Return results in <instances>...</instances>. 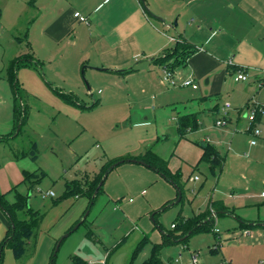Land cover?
Wrapping results in <instances>:
<instances>
[{
  "label": "rangeland",
  "instance_id": "374dc122",
  "mask_svg": "<svg viewBox=\"0 0 264 264\" xmlns=\"http://www.w3.org/2000/svg\"><path fill=\"white\" fill-rule=\"evenodd\" d=\"M37 14L38 9L29 5V0H0V135L12 136L18 131L14 127L15 93L8 69L11 60L22 56L17 54L28 52L29 40L30 45H35L36 41H31L29 37L26 42L24 38L18 40L17 36L25 34L28 20ZM36 18L38 15L30 24L36 21L34 27L39 23L44 25L43 17ZM51 19L47 14L45 23ZM68 42H71L69 37L43 47L37 44L34 46L37 51L32 55L34 63L21 66L17 71L18 91L28 116L21 125L19 135L0 142V166H5L6 159H13L15 152L28 149L35 143L38 157L36 160L30 158L31 165L43 169L46 175L29 192L28 198V206L41 213L39 228L27 240L21 258L17 257L14 249L6 246L0 264H75L73 256H80L89 264H128L136 247L146 236L148 239L133 260V264H143L151 254L153 241L160 239L161 231L156 220L162 229L173 230V222L204 212L214 199L223 200L235 210L237 220L226 214H212L214 227L195 232L186 243L163 246L162 260L169 264H192V256L197 254V264H261L264 260V230L258 226L250 228L254 234L263 233L262 237L251 239L241 235L239 227L241 222L253 223L264 218V163L257 161L248 166L249 161L258 160V157L251 152L249 156L245 154L244 141L249 138L247 126L243 128L235 122L228 121L227 126L216 124L225 129L218 132L217 138L221 141L215 144L226 159L222 171L211 172L204 160L196 167L182 163L177 177L180 194L176 189L178 194L169 206L147 213L141 221H135L125 213L128 210L132 214L133 205L126 206V203L130 198L134 200L140 192L131 190V187L121 195L122 201L99 194L91 208H88L90 199L87 195H72L57 204L53 203V199L63 194L67 182L93 178L108 161L106 152L111 155L123 152L132 141L138 140V133L128 131L131 111L122 104V95L129 91L128 87L141 89L145 82H140L138 76L126 78L103 72H93L91 76L90 70L85 68L87 63L74 76L67 66L80 64L78 50L68 48ZM70 85L75 86L72 94L69 92L72 90ZM70 95L74 97L72 102ZM76 101L88 107L79 106ZM243 113L247 118L248 111ZM176 114L170 115L173 116L168 127L170 142L156 146V150L166 155L168 145H175L176 121L173 118ZM211 120L212 114L206 113L202 117L204 127L189 137L193 140L204 138L205 132L212 129L209 125ZM233 132L237 133L234 141L231 140ZM195 176L200 180L191 179ZM18 182L13 180L12 186ZM18 188L23 194L27 191L24 184ZM47 191H53L54 195L43 197ZM7 197L9 202L14 201L13 192ZM155 211L159 212L154 217ZM18 216L28 218L26 212H19ZM81 220L84 221L56 251L63 235ZM147 226L148 229L144 228ZM6 228L7 224L0 216V241L6 236ZM215 228L220 229L219 236L215 235Z\"/></svg>",
  "mask_w": 264,
  "mask_h": 264
},
{
  "label": "crops",
  "instance_id": "0c3cea01",
  "mask_svg": "<svg viewBox=\"0 0 264 264\" xmlns=\"http://www.w3.org/2000/svg\"><path fill=\"white\" fill-rule=\"evenodd\" d=\"M29 5L38 9L36 19L43 17L44 25L39 23L34 27L36 21L33 25L30 24L37 15L28 20L29 25L25 33L27 38L36 42L35 45H30L29 40L28 52L17 56L27 53L34 55L37 51L34 46L37 44L43 47L69 37L71 42H68V48L78 50L80 63L78 66L67 64L70 68L68 70H71L74 76H77L78 69L87 63L85 68L90 70L91 76L93 72H103L126 78L138 76L140 82L145 80L141 89L133 90L128 87L129 91L122 95V104L131 111L128 131L138 133L139 136L138 140L132 141L123 152L113 155L106 152L108 160L126 161L110 171L102 192L111 200L122 201L121 195L125 190H130L129 187L131 190L140 191L134 200L130 198L126 203V206L133 205L132 214L128 210L125 213L135 221H141L147 213L170 203L176 198L179 190L160 172L132 159L139 160L138 158L151 148L167 161L171 173L177 174L182 163L196 167V164L202 161V144H210L218 149L224 158V165L225 156L215 145L221 141L217 138L218 132L225 130L216 125L221 106L225 101H231L233 109L230 111L229 122H235L243 128H248L249 125L248 115L245 118L244 111L247 110L249 114L254 104L264 108V0H29ZM148 9L158 17L153 16ZM76 12L85 16L86 20L82 21L75 16ZM47 14L52 19L45 23ZM17 38L20 40L23 37L20 35ZM179 42L194 50L185 64L175 69L178 84L171 85L164 81L165 65L159 59L156 60V57L171 53ZM240 68L246 70L248 80H236V72ZM188 77L193 79V83L182 85V81ZM70 87L72 90L69 92L72 94L75 86ZM77 104L88 107L80 102ZM134 111L135 119L132 115ZM175 112V145H168L166 155L160 152L161 150H156V146L170 142L169 120L173 117L170 115ZM206 113L212 114L209 123L212 129L205 132L204 138L193 140L189 135H194L195 131L204 127L202 117ZM186 116L196 117L197 128L191 130L186 126L183 128L185 132L182 131L181 127L185 126L180 118L186 120ZM255 125L261 130L257 143H250L253 135L246 130L249 138L244 141V149L247 156L251 152L258 160L249 161L248 166L257 161L264 163L263 114L257 118ZM235 134L237 133L233 132V141L237 137ZM16 153L18 152L14 153L13 159H6L5 166H0V193L6 195L13 192L14 187L19 190L18 186L24 184L23 171L43 170L32 166L29 156L21 157ZM204 161H207L211 169L209 160ZM223 165L221 168L211 169V172H221ZM13 180L19 182L12 186ZM199 180L200 178L194 181ZM232 195L235 199V195ZM213 201L222 202L226 210L220 213L213 210L212 214H226L237 220L235 210L228 207L223 200ZM0 216L7 224V232V219L4 213ZM173 224L174 222L171 224L172 229ZM253 226L264 230V218H259L253 223L241 222L240 234L251 239L262 237V231L256 234L250 231ZM144 228L148 229L149 226ZM159 230L160 239L153 243H161L163 233L171 231L160 228ZM187 235L188 233L181 240ZM261 264H264V260Z\"/></svg>",
  "mask_w": 264,
  "mask_h": 264
},
{
  "label": "trees",
  "instance_id": "16d2710c",
  "mask_svg": "<svg viewBox=\"0 0 264 264\" xmlns=\"http://www.w3.org/2000/svg\"><path fill=\"white\" fill-rule=\"evenodd\" d=\"M22 37L26 39V42H28L27 33H25ZM193 50L194 49L190 48L188 45H184V43L179 42L178 46L175 47L174 51L166 54L165 56L156 57V60L159 59L160 62L165 65V67L175 71L177 67L185 64L186 59L191 55V52ZM32 63H34L33 57L30 53H27L19 57L18 59L11 60L9 64V69H8L9 81L13 86L15 93L14 106H13L14 127L15 130L19 128V130L15 132L16 134L14 133L15 135L13 134L12 136H17L20 134V131L22 130L21 125L28 116L27 108L22 105L21 95L18 91L19 81L17 79V71L21 66H27V65L29 66ZM70 98L71 99L69 100L72 102L74 99L73 95H70ZM259 107L260 106L257 104L251 106V108H256V109H259ZM260 116H261V112L258 111L256 120ZM184 118L187 119L184 120L183 118L182 119L180 118V121H182V125L185 126V127H181L182 129L186 128V126L189 127L191 130L197 128L198 121L195 116L192 117L186 116ZM184 130L185 129H183L182 131L185 132ZM12 136L2 135L0 136V141H4V140L7 141ZM202 147L204 148V151L201 156V160H209V162L211 163L212 170H215L216 168H221L223 165L224 158L221 156L218 149L210 144H202ZM37 151H38L37 144L32 143L28 149H22V151H19L16 154H18L21 157L29 156L33 160H36L38 157ZM138 159L146 162L150 168L158 170V172L163 174L168 180H171L176 185V187H178V190H180L179 185L174 181V180L177 181L179 172H177V174L171 173V171L167 167V161L162 157H160L155 152H153L151 148L148 149L146 153L142 157H139ZM120 160L126 161V159H120ZM120 160L111 159L106 161L102 165L100 171L96 173L93 176V178L84 177L83 180L73 179V181L67 182L65 184V190L63 194L53 199V203L57 204L61 200L72 195L75 196L87 195L90 199V204L88 208H91V206H93V204L95 203L97 196L101 194L104 190V183L106 180V178H104L105 173L113 163ZM45 175L46 173L43 170L39 172L23 171L24 179L22 182L26 185L27 192L23 194L22 192L17 190L16 187H14L13 192L15 198L13 202L8 201V197L5 193H0V209L4 213L8 222V229L6 232V236L0 241V254H1L0 263L2 260L3 250L6 246L14 249L17 257L21 258L22 254L26 249L27 240L39 228L41 213L39 211L33 210L30 206H28V198H29V192L34 190L39 185V183L41 182V180ZM101 181L102 183L100 185ZM168 204L164 205L162 208L165 209ZM213 210L220 213L221 211H225L226 209L222 202L211 201L209 208L206 211H204L201 215L191 218H180L177 221V223L174 222L175 225L174 229L171 230L170 232L163 233L162 242L152 244L151 254L148 258L144 260L143 264H167L161 258V248L167 244H172L178 241L185 242L195 232H198L200 230H207L214 227V218L212 217ZM19 212H26L28 218H24L25 220L20 218L18 216ZM158 212L159 211L154 212V217ZM156 224L161 230H163L160 224L157 222V220H156ZM71 230H73V228H71ZM214 232L215 235L217 236L220 235V233H218L217 231L214 230ZM186 233H188V235L181 240V238ZM147 239L148 238L146 236L143 237L141 242L136 247V250L133 252L128 264H133V260L137 254L138 249H141V246L146 242ZM73 260L75 264H89L80 256H73Z\"/></svg>",
  "mask_w": 264,
  "mask_h": 264
},
{
  "label": "built area",
  "instance_id": "2783aa9c",
  "mask_svg": "<svg viewBox=\"0 0 264 264\" xmlns=\"http://www.w3.org/2000/svg\"><path fill=\"white\" fill-rule=\"evenodd\" d=\"M75 16L79 17L82 21L86 20V17L83 16L80 12H76ZM164 81L170 83L171 85H176L178 84V80L175 77L174 71L168 69L167 67L164 68ZM236 79L237 80H248V74L244 68H240L236 72ZM193 83V79L191 77H188L182 81V85H191ZM233 108L232 103L230 101H225L224 104L220 108V117L216 120L217 125H222L226 126L229 121V114L230 110ZM261 112V114L264 115V108L259 107V109L256 108H251L250 112L248 114V119H249V125L247 130L250 131V133L253 135V138L251 139L250 143L251 144H256L257 143V138L261 134V130L255 125V120L257 116V112ZM193 180L199 179L198 176H195L194 178H191ZM145 192V191H144ZM54 192L53 191H47L46 193L43 194V197L47 196H53ZM214 215V214H213ZM215 216V215H214ZM173 226H175L173 224ZM215 231L218 233L220 232L219 228H215ZM192 264H197L198 263V256L197 254H194L191 259Z\"/></svg>",
  "mask_w": 264,
  "mask_h": 264
},
{
  "label": "water",
  "instance_id": "95a60500",
  "mask_svg": "<svg viewBox=\"0 0 264 264\" xmlns=\"http://www.w3.org/2000/svg\"><path fill=\"white\" fill-rule=\"evenodd\" d=\"M148 11L153 15V16H157V15H154L149 9H148ZM158 17V16H157ZM160 18V17H159ZM88 88H90V86L88 85ZM18 130H19V128H18ZM133 161H136V162H139V163H141V164H143V165H147V166H149L146 162H144V161H141V160H136V159H132ZM123 162V160H120V161H117V162H115V163H113L110 167H109V169L107 170V172L105 173V175H104V178H106L107 176H108V174H109V172L113 169V168H115L118 164H120V163H122ZM155 170V169H154ZM156 171H158V170H156ZM162 176H164L163 174H162ZM165 177V176H164ZM103 178V179H104ZM166 178V177H165ZM167 179V178H166ZM171 181V180H170ZM172 182V181H171ZM101 183H102V181L100 182V185H101ZM30 194V193H29ZM179 194H180V191H179ZM169 206V205H168ZM83 220H81V222H82ZM81 222H79L77 225H75L74 227H73V230H75L80 224H81ZM73 230H71V231H68V232H66L64 235H63V237L61 238V240L59 241V243L57 244V247H56V251L58 250V248H59V246H60V244L62 243V241L73 231ZM190 234V233H189ZM55 251V252H56ZM55 256V254L53 255V257ZM0 257H1V254H0Z\"/></svg>",
  "mask_w": 264,
  "mask_h": 264
}]
</instances>
